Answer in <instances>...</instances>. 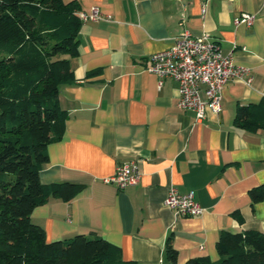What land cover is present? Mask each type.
<instances>
[{"label": "crops", "instance_id": "obj_1", "mask_svg": "<svg viewBox=\"0 0 264 264\" xmlns=\"http://www.w3.org/2000/svg\"><path fill=\"white\" fill-rule=\"evenodd\" d=\"M78 1L80 11L97 7L102 17L81 26L74 80L59 92L65 130L49 144L39 179L82 188L70 200L54 196L33 209L47 240L98 234L135 264H184L198 256L218 260L224 231L264 232V199L253 204L250 195L264 185V132L235 123L239 103L264 98V0ZM243 13L254 15L251 25L235 24ZM185 31L210 36L252 76L250 84L228 80L222 111L207 109L199 121L194 110L178 106L173 78L146 69L151 54ZM131 160L139 167L135 184L105 182ZM171 187L193 191L204 212L176 214L165 204ZM169 241L176 262L167 254Z\"/></svg>", "mask_w": 264, "mask_h": 264}, {"label": "trees", "instance_id": "obj_2", "mask_svg": "<svg viewBox=\"0 0 264 264\" xmlns=\"http://www.w3.org/2000/svg\"><path fill=\"white\" fill-rule=\"evenodd\" d=\"M78 0H0V264H135L120 246L98 234L48 241L32 220L33 209L59 196L72 199L81 184H43L49 144L60 140L68 113L60 87L74 80L78 55ZM235 123L264 132V98L238 104ZM252 203L264 199V185L250 190ZM242 222V217L237 215ZM219 259L189 258L184 264H264V232L221 233ZM167 254L177 251L168 242Z\"/></svg>", "mask_w": 264, "mask_h": 264}, {"label": "built area", "instance_id": "obj_3", "mask_svg": "<svg viewBox=\"0 0 264 264\" xmlns=\"http://www.w3.org/2000/svg\"><path fill=\"white\" fill-rule=\"evenodd\" d=\"M79 16L87 22L101 18L102 13L93 7L90 12L79 11ZM253 21V14L243 13L234 22L251 25ZM146 69L161 79L171 77L178 83V106L194 110L197 121L204 119L207 109L214 113L222 111V90L228 80L239 79L247 84L252 80L250 69L224 55L210 36H194L189 31L179 35L169 49L151 54ZM159 84H162L161 80ZM138 179V162L131 160L118 164L115 173L105 182L124 189ZM165 204L178 215L198 216L204 212L193 191L181 193L175 187L169 189Z\"/></svg>", "mask_w": 264, "mask_h": 264}]
</instances>
